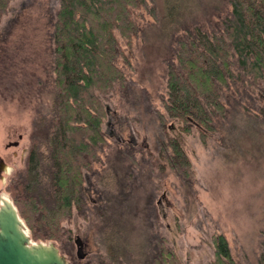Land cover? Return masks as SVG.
Segmentation results:
<instances>
[{
	"label": "rangeland",
	"instance_id": "374dc122",
	"mask_svg": "<svg viewBox=\"0 0 264 264\" xmlns=\"http://www.w3.org/2000/svg\"><path fill=\"white\" fill-rule=\"evenodd\" d=\"M60 1L13 0L0 19V140L23 136L20 146L12 149L17 157L10 159L8 180L0 183V205L3 197L14 202L8 186L25 169L34 119L39 111L47 112L53 99L54 29ZM148 1L156 16L143 6L135 10L140 32L125 51L127 59L118 62L128 86L123 89L116 83L103 98L107 143L87 173L90 197L85 215L74 211L63 222L70 244L50 242L69 264H99L108 260L111 246L120 253H135L121 264H141L149 244L145 236L160 234L180 264H209L214 259L213 236L223 234L236 264H264V97L252 95L242 82L222 88L227 113L213 116L216 129L205 144L199 128L183 131L182 121L171 119L164 108L173 50L168 33L172 27L163 23L170 7L176 5L183 12L181 19L196 18L212 29L225 14L226 0ZM158 113L191 162V189L162 153L166 137ZM123 188L128 191L121 192ZM103 194H111L113 203L115 198L123 203L118 210L128 213L129 237L116 235L110 241L94 206ZM77 236L83 242V259L77 256Z\"/></svg>",
	"mask_w": 264,
	"mask_h": 264
},
{
	"label": "trees",
	"instance_id": "16d2710c",
	"mask_svg": "<svg viewBox=\"0 0 264 264\" xmlns=\"http://www.w3.org/2000/svg\"><path fill=\"white\" fill-rule=\"evenodd\" d=\"M11 1L0 0V19ZM142 6L156 16L148 0L60 1L54 29L53 99L47 112L39 111L34 119L25 169L8 186L35 241L70 244L63 222L74 211L85 215L90 197L87 173L107 143L103 124L108 112L103 98L116 83L123 89L128 86L118 62L127 59L125 51L140 32L134 12ZM170 9L163 20L164 27H172L168 33L173 50L167 64L164 108L171 119L182 121L183 131L199 128L205 144L216 129L213 116L227 113L222 88L242 82L252 95L264 97V0H226L225 14L212 29L196 18L181 19L183 12L176 5ZM158 116L166 137L162 153L191 189V162L178 138L167 133L163 114ZM124 194L123 199L129 193ZM101 198L94 203L95 212L109 230L110 241L116 235L129 237L128 213L118 210L123 203L116 198L113 203L111 194ZM145 239L149 244L141 264H180L163 236L153 234ZM213 242L214 259L209 264H236L223 234H215ZM115 247L111 246L108 260L99 264H121L135 255L133 251L120 253ZM125 250L130 248L125 246Z\"/></svg>",
	"mask_w": 264,
	"mask_h": 264
},
{
	"label": "water",
	"instance_id": "95a60500",
	"mask_svg": "<svg viewBox=\"0 0 264 264\" xmlns=\"http://www.w3.org/2000/svg\"><path fill=\"white\" fill-rule=\"evenodd\" d=\"M77 256L82 254L83 242L75 240ZM0 264H69L54 242H35L21 219L18 209L11 205H0Z\"/></svg>",
	"mask_w": 264,
	"mask_h": 264
},
{
	"label": "flooded vegetation",
	"instance_id": "af4514ba",
	"mask_svg": "<svg viewBox=\"0 0 264 264\" xmlns=\"http://www.w3.org/2000/svg\"><path fill=\"white\" fill-rule=\"evenodd\" d=\"M22 138L23 136L20 134L18 140H9L7 142L0 140V183L8 180V175H10L12 169L9 162L13 157H17V153L14 150L20 146Z\"/></svg>",
	"mask_w": 264,
	"mask_h": 264
},
{
	"label": "bare ground",
	"instance_id": "6f19581e",
	"mask_svg": "<svg viewBox=\"0 0 264 264\" xmlns=\"http://www.w3.org/2000/svg\"><path fill=\"white\" fill-rule=\"evenodd\" d=\"M1 201H2V203H1L2 206L12 204V201L8 197H3Z\"/></svg>",
	"mask_w": 264,
	"mask_h": 264
}]
</instances>
